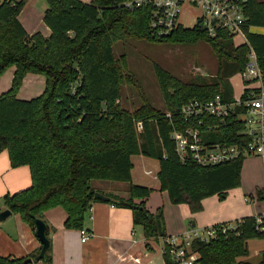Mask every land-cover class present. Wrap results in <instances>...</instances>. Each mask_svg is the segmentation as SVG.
I'll return each instance as SVG.
<instances>
[{
    "label": "trees",
    "instance_id": "obj_1",
    "mask_svg": "<svg viewBox=\"0 0 264 264\" xmlns=\"http://www.w3.org/2000/svg\"><path fill=\"white\" fill-rule=\"evenodd\" d=\"M25 1L0 2V74L13 67L11 85L0 93V152L7 151L11 167L27 165L31 179L28 187L3 196L6 208L21 214L34 230L36 218L44 220L46 210L61 207L66 213L64 226L81 229L86 211L97 200L91 181H123L129 184L128 197L108 196V202L130 208L133 224L141 226L149 240L166 235L163 209H147L153 189L133 183V155L157 160L159 190L166 191L172 203H186L192 211L201 209L204 198L217 195L222 200L240 185L244 156L209 166L182 161L171 131L195 124L184 122L179 114L188 101L216 94L231 100L228 79L245 68L250 47L264 72V33L248 30L264 27V1L242 3L248 43L237 45L223 29L209 36L200 18L190 28L179 25L166 36L154 37L148 26L151 4L129 8L125 0H48L43 21L50 34H28L18 19ZM126 38L178 44L204 41L216 58L215 73L182 81L154 64L166 110L155 108L146 98L128 110L120 99L123 85L133 78L125 68V57H115L112 49L113 43ZM28 73L42 74L45 86L39 95L20 99L18 89ZM199 128L207 143L246 139L243 122L234 112L225 123L204 117ZM255 220V215L245 216L225 233L218 231L207 241L193 240L197 264H264V250L257 262L240 259L249 255V239H264ZM220 224L225 223L213 226ZM50 248L42 259L46 264L51 263ZM39 250L24 257L0 255V264H28L24 260ZM163 256L166 264H175L167 246Z\"/></svg>",
    "mask_w": 264,
    "mask_h": 264
},
{
    "label": "rangeland",
    "instance_id": "obj_2",
    "mask_svg": "<svg viewBox=\"0 0 264 264\" xmlns=\"http://www.w3.org/2000/svg\"><path fill=\"white\" fill-rule=\"evenodd\" d=\"M89 2L91 0H82ZM48 0H26L23 11L34 13L40 16L39 23L48 29L43 21V13L47 7ZM201 8L188 2H184L179 7V21L184 26L193 25L196 16L201 15ZM239 41V39H235ZM113 54L115 57H125V68L131 74L133 81L122 87L121 105L133 110L140 106L146 98L155 108L166 110V104L162 96L155 72L154 64H158L169 74L176 76L182 81H188L195 76L201 75L210 77L215 73L216 60L210 46L204 42L197 43H164L151 42L136 38H126L113 43ZM13 67H8L0 74V93L11 85ZM234 90L235 99H239L244 88V82L240 73L234 74L230 78ZM45 86V77L42 74L28 73L18 89V98L30 99L39 95ZM133 167L132 174L136 181L146 180L154 185L157 183L156 160L142 155L131 157ZM151 170V174H145ZM264 166L259 156H245L242 161L240 185L229 190L224 200H219L223 213H264V198H259V191L264 188ZM261 183L259 186L255 182ZM31 182L30 172L27 165L12 167L0 174V205L4 204L3 196L12 193L22 187H26ZM253 183V184H252ZM97 183L91 186L100 193H107L105 187H97ZM248 190H247V189ZM213 196V195H212ZM215 196V195H214ZM210 197V196H208ZM207 198V197H206ZM247 198V202L241 204L240 201ZM153 201L154 205H162L165 228L171 231V235L181 234L187 231H194L204 226H210L208 222L211 218L210 210H205L201 201V209L192 211L188 204H174L170 201L167 192L160 195L156 192ZM55 213L62 212L61 207H52ZM156 209V208H155ZM154 209V210H155ZM49 210V209H48ZM50 210V211H51ZM49 211V212H50ZM240 215V214H238ZM30 228L23 216L19 213H12L3 222H0V250L10 251L16 247L25 237V229ZM264 241L252 239L249 241V260L257 262L259 260V249L263 247Z\"/></svg>",
    "mask_w": 264,
    "mask_h": 264
},
{
    "label": "built area",
    "instance_id": "obj_3",
    "mask_svg": "<svg viewBox=\"0 0 264 264\" xmlns=\"http://www.w3.org/2000/svg\"><path fill=\"white\" fill-rule=\"evenodd\" d=\"M245 0H125L129 8L139 7L145 3L151 4L149 30L154 37L168 35L178 27L179 7L188 2L201 8L200 20L209 36H215L217 30L223 29L233 36L241 37L247 42L244 30L245 17L242 3ZM245 68L240 71L245 82V93L239 99L224 101L219 94L206 100L192 99L180 107L179 114L184 122L194 121L193 125L184 129L173 128L171 138L180 160L189 159L201 166L217 165L236 158L239 155L264 154V72L258 65V60L250 47L247 53ZM239 110V111H237ZM236 113L237 119L243 122L245 140L241 143H207L199 126L204 117H213L220 123H225L231 113ZM166 112V116H170ZM212 125H208L210 129ZM136 128L141 130L142 124L137 122ZM146 173L150 174L151 171ZM256 227L264 230V213L255 215ZM234 222L213 225L177 235L165 236L164 243L168 247L175 264H197L198 254L192 250L193 240L207 241L216 236L218 231L225 233L234 228ZM81 241L90 238L93 233L86 228L79 230Z\"/></svg>",
    "mask_w": 264,
    "mask_h": 264
},
{
    "label": "crops",
    "instance_id": "obj_4",
    "mask_svg": "<svg viewBox=\"0 0 264 264\" xmlns=\"http://www.w3.org/2000/svg\"><path fill=\"white\" fill-rule=\"evenodd\" d=\"M1 1L2 0H0V2ZM23 8L18 15V19L22 24V26L24 27V29L26 30V32L28 34L40 32L42 33V35L47 37L50 34V30L48 31V29L45 28L41 24V22L39 23L41 15L37 17L33 12L25 14ZM199 17L200 16L197 15L196 20ZM180 25L185 28H190L193 26V25L184 26L182 23ZM248 30L257 33H264V27H260V26H251L248 28ZM236 38L239 39V41H236L235 40ZM232 40L236 45L245 43L241 39V37L238 36H233ZM232 76H230L228 79L232 91L231 100L229 101L235 100V97L233 95L234 93L233 86L232 83L230 82V78ZM245 85L241 96H243L245 93L246 90ZM256 156L260 157L264 166V154L256 155ZM156 162H157V166H156V173H157L159 164L157 160ZM8 169H12V167L10 166L8 153L6 150H2L0 152V174ZM147 171H151V170H147ZM146 172L145 174H148ZM131 175H132L133 183L145 185L153 189L145 203L147 209L151 212H155L158 207H162V205L161 206L154 205L153 203V201L155 200L154 198L156 197V192L159 191L160 195L166 193V191L159 190V182L157 177H155L157 183L151 185L150 183H147L146 180L136 181L134 179L132 172ZM92 182L97 183L96 186L98 188L105 187V189L108 190L107 193H102L105 196H115L119 198L128 197L129 184L127 182L110 181V180H93L91 181V183ZM255 184L259 186V184L261 183L255 182ZM29 185H27L26 187H28ZM26 187H22L18 190L24 189ZM261 189H262L260 190L261 192H259V198H264V188ZM219 200L221 199H219L217 195L215 196L213 195L204 198L202 200L203 205L206 208L205 210H210L211 212V218L210 221L208 222L211 225L216 223L234 222L235 220L240 219L242 217L256 214V213L245 214L242 212L241 213L232 212L230 214L227 213L225 214L222 212L221 209L222 203L219 204L220 203ZM240 202L241 204L247 202V198H244V200ZM5 208L6 206L4 204L0 205V210H3ZM51 209L46 210L43 213V219L46 223V234L47 237L50 239V247H51L50 264H166L163 256L164 248L166 246L164 243L165 237L146 240L143 235L142 227L133 224L132 211L130 208L120 207L112 202L103 201L99 199L92 201L89 209L86 211L84 215L82 228L88 229L93 233V235L85 241H81L80 239V233H79L80 229H68L64 226L66 213L63 208H61L62 212H58V214ZM258 214H260V212H258ZM163 218H164V213H163ZM164 232L166 234L165 236L171 235V231L165 228V218H164ZM250 240L252 239H249L247 241L248 250H249ZM257 240L264 241V239H257ZM262 246L263 247H260L261 249H259V252L261 250H264V245ZM40 247L41 244L37 239V237L35 236L34 230L27 227L25 229V237L23 241H21L16 247L12 248L10 251L0 250V255H10L12 257H24L30 253L36 252L38 249H40ZM240 259L249 260V255L245 258H240ZM171 261L174 263L172 258ZM28 264H46V262L40 259L37 261H32Z\"/></svg>",
    "mask_w": 264,
    "mask_h": 264
},
{
    "label": "water",
    "instance_id": "obj_5",
    "mask_svg": "<svg viewBox=\"0 0 264 264\" xmlns=\"http://www.w3.org/2000/svg\"><path fill=\"white\" fill-rule=\"evenodd\" d=\"M94 198L103 200V201H109L110 197L105 196L104 194L96 191L94 193ZM12 214L11 210L9 208H5L3 210H0V222L8 218ZM34 233L37 239L39 240L41 247L37 255L34 257H28L24 260L25 263H30L32 261H37L40 259H43L45 256L46 250L50 247V240L47 237L46 234V223L44 220L40 218L35 219L34 224Z\"/></svg>",
    "mask_w": 264,
    "mask_h": 264
}]
</instances>
